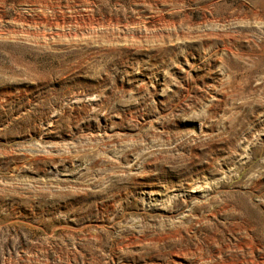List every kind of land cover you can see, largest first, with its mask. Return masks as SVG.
<instances>
[{"label":"rangeland","instance_id":"rangeland-1","mask_svg":"<svg viewBox=\"0 0 264 264\" xmlns=\"http://www.w3.org/2000/svg\"><path fill=\"white\" fill-rule=\"evenodd\" d=\"M0 264H264V0H0Z\"/></svg>","mask_w":264,"mask_h":264},{"label":"bare ground","instance_id":"bare-ground-1","mask_svg":"<svg viewBox=\"0 0 264 264\" xmlns=\"http://www.w3.org/2000/svg\"><path fill=\"white\" fill-rule=\"evenodd\" d=\"M258 14V13H257Z\"/></svg>","mask_w":264,"mask_h":264}]
</instances>
